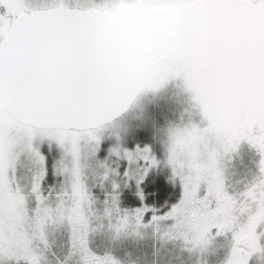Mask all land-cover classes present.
<instances>
[{
	"label": "snow or ice",
	"instance_id": "6c2138e0",
	"mask_svg": "<svg viewBox=\"0 0 264 264\" xmlns=\"http://www.w3.org/2000/svg\"><path fill=\"white\" fill-rule=\"evenodd\" d=\"M0 264H264V0H0Z\"/></svg>",
	"mask_w": 264,
	"mask_h": 264
},
{
	"label": "rangeland",
	"instance_id": "374dc122",
	"mask_svg": "<svg viewBox=\"0 0 264 264\" xmlns=\"http://www.w3.org/2000/svg\"><path fill=\"white\" fill-rule=\"evenodd\" d=\"M168 95L169 93H161L156 96H153L151 94L144 96L135 106H133L131 111L127 114L126 119L129 121H133L141 118L146 108L156 104L164 103Z\"/></svg>",
	"mask_w": 264,
	"mask_h": 264
},
{
	"label": "water",
	"instance_id": "95a60500",
	"mask_svg": "<svg viewBox=\"0 0 264 264\" xmlns=\"http://www.w3.org/2000/svg\"><path fill=\"white\" fill-rule=\"evenodd\" d=\"M116 19H118V18H116ZM132 108H133V107H132ZM132 108H131V109H132ZM131 109H130V110H131ZM130 110H129V112H130ZM129 112H128V113H129ZM128 113H127V114H128Z\"/></svg>",
	"mask_w": 264,
	"mask_h": 264
}]
</instances>
